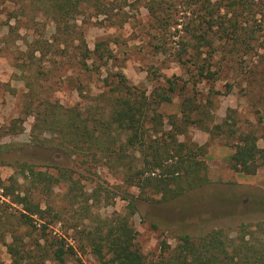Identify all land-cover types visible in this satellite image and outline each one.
Listing matches in <instances>:
<instances>
[{
    "label": "rangeland",
    "instance_id": "rangeland-1",
    "mask_svg": "<svg viewBox=\"0 0 264 264\" xmlns=\"http://www.w3.org/2000/svg\"><path fill=\"white\" fill-rule=\"evenodd\" d=\"M248 1L105 0L108 12L87 8L77 15L79 34L65 45L53 38L56 24L33 9L35 0H0V180L17 188L11 196L0 189V264H102L89 232L105 217L124 213L137 188L93 149L68 156L58 146L62 133L44 121L72 107L90 117H108L107 98L116 93L120 74L147 94L169 89L173 80L178 89L171 102L159 106L157 127L168 141L173 134L207 151L209 183L165 203L139 201L135 242L147 260L170 257L185 234L198 238L225 228L235 235L243 222L264 221V167L249 174L230 165L240 133L252 131L264 147V0ZM151 3L158 4L164 25L151 14ZM211 10L218 21L214 26L203 21ZM193 23L200 24V33L207 31L208 40L187 36ZM80 36L91 50L103 42L106 56L92 54L84 67ZM213 47L218 53L212 67L220 69L216 80L196 78L193 67L177 60L183 49L206 57ZM189 95L207 104L209 130L199 122L183 123L180 104ZM172 115L184 132L170 124ZM225 121L229 124L217 131L215 125ZM24 163L34 165L35 175L21 169ZM39 171L52 182L41 180ZM18 193L45 209L44 217L16 202ZM69 245L77 254L59 260L57 247Z\"/></svg>",
    "mask_w": 264,
    "mask_h": 264
},
{
    "label": "trees",
    "instance_id": "trees-1",
    "mask_svg": "<svg viewBox=\"0 0 264 264\" xmlns=\"http://www.w3.org/2000/svg\"><path fill=\"white\" fill-rule=\"evenodd\" d=\"M250 2L251 0L248 1L249 4ZM248 3L244 2V5L249 6ZM157 5L151 3L150 12L159 25H164ZM216 5L221 9L220 2ZM208 7L207 5L206 10ZM87 8L97 9L100 13L109 10L105 0H35L33 7L35 11L42 10L56 24L53 38L65 45H70L79 34L74 21ZM208 13L209 18H204L203 21L214 26L218 22L215 12L211 10ZM199 25L193 23L187 36L208 40L207 31L200 33ZM219 25L222 27V23ZM236 29L235 26V31ZM223 37L220 35V39ZM251 38L254 40L256 37ZM79 39L84 45L80 47V62L84 67L88 66L87 61L92 54L99 59L106 56L103 42L97 43L96 48L91 50L81 36ZM210 45H214L213 41ZM217 53L216 47L206 57L202 56V52L193 54L188 49H183L178 53L177 60L188 68L193 67L196 78L216 80L220 69L212 66ZM168 81L171 84L169 89L147 94L146 91L130 86L126 77L120 74L119 81L114 85L116 93L107 98L110 102L108 117H90L72 107L65 108L62 113L48 114L45 118L44 123L49 126L48 129L62 133L64 139L58 146L68 156H84L93 149L95 156L103 157L114 170L123 174L128 186L137 188V193L132 194L124 213L105 217L97 228L89 232L93 252L102 264H264V221L243 222L235 235L225 228L213 229L198 238L185 234L172 255L158 262L148 261L136 246L138 231L133 218L138 213L139 201L165 203L210 182L207 163L203 158L207 153L206 148L197 143L179 141L173 134H170L173 139L168 141L157 127L162 123L159 106L164 102H171L172 93L178 89L173 80ZM33 87L32 85L31 91ZM207 107V104L197 101L196 97L187 96L180 104L183 123L199 122L209 130L204 121V118L211 116ZM194 114L199 117L195 118ZM170 124L179 132H184L183 124L178 123L177 116H171ZM226 124H229L228 121L215 125V128L217 131L224 130ZM230 165L238 172L249 174L264 167V147L258 145V138L252 131L240 133L236 151L230 156ZM21 169L31 176L36 172L34 165L30 163H24ZM66 174V171L61 172L74 188V180ZM39 178L44 182H52V177H47L43 171H39ZM0 189L7 196L15 194L17 190L15 187L11 189L2 180ZM15 198L16 202L24 204L28 212L44 217L45 209L27 196L21 197L18 193ZM3 222L0 219V225ZM0 240H3L1 233ZM8 246L9 251L18 256L14 244ZM67 253L77 254L73 245H69L67 250L63 246L56 249V257L61 261L65 260Z\"/></svg>",
    "mask_w": 264,
    "mask_h": 264
}]
</instances>
